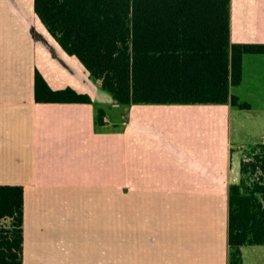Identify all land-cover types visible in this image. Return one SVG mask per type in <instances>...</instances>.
Masks as SVG:
<instances>
[{"label":"crops","instance_id":"0c3cea01","mask_svg":"<svg viewBox=\"0 0 264 264\" xmlns=\"http://www.w3.org/2000/svg\"><path fill=\"white\" fill-rule=\"evenodd\" d=\"M229 39L264 43V0H230ZM36 71L91 102L36 101ZM230 91L249 107L117 103L34 0H0V184L23 186V264H229V186L264 141V52L242 55Z\"/></svg>","mask_w":264,"mask_h":264},{"label":"trees","instance_id":"16d2710c","mask_svg":"<svg viewBox=\"0 0 264 264\" xmlns=\"http://www.w3.org/2000/svg\"><path fill=\"white\" fill-rule=\"evenodd\" d=\"M229 2L34 0V10L117 103L230 102L247 108L230 88L241 81L242 55L264 52V43L230 41ZM34 97L91 102L70 86L51 88L39 71ZM240 173L229 186V264H243L242 245L264 244V141L249 145ZM23 203L22 185L0 184V264H23Z\"/></svg>","mask_w":264,"mask_h":264},{"label":"rangeland","instance_id":"374dc122","mask_svg":"<svg viewBox=\"0 0 264 264\" xmlns=\"http://www.w3.org/2000/svg\"><path fill=\"white\" fill-rule=\"evenodd\" d=\"M257 101L251 98V105L252 107L257 106ZM244 121L247 119L252 120L254 118V111H246L244 113ZM247 125H254L252 122H247ZM242 158L248 159L249 158V146H246L242 150ZM6 222V221H4ZM264 248V245H247L244 246V249L242 251V258H243V264H259V254H260V249ZM264 257V256H263Z\"/></svg>","mask_w":264,"mask_h":264}]
</instances>
